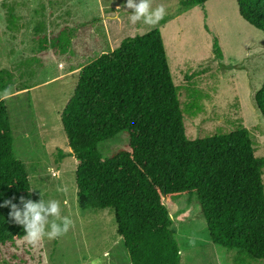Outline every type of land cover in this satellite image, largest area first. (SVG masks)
I'll use <instances>...</instances> for the list:
<instances>
[{
  "label": "rangeland",
  "instance_id": "obj_1",
  "mask_svg": "<svg viewBox=\"0 0 264 264\" xmlns=\"http://www.w3.org/2000/svg\"><path fill=\"white\" fill-rule=\"evenodd\" d=\"M124 4L0 0V100L8 109L13 154L24 163L31 188H38L32 190L34 201L40 190L45 200L58 199L72 222L66 233L36 245L24 237L0 244V264H130L115 213L79 206L77 160L60 117L82 66L127 37L160 29L189 139L244 126L255 156L264 157V119L255 104L264 83V35L240 16L236 0H209L191 8L181 0H151L153 8L165 9L156 26L133 24L132 10ZM214 36L222 59L213 52ZM128 144V134L120 132L98 149L107 159L119 149L129 150ZM262 180L264 184V173ZM165 205L183 264H236V250L211 242L195 194L166 198ZM247 264H264V259Z\"/></svg>",
  "mask_w": 264,
  "mask_h": 264
},
{
  "label": "trees",
  "instance_id": "obj_2",
  "mask_svg": "<svg viewBox=\"0 0 264 264\" xmlns=\"http://www.w3.org/2000/svg\"><path fill=\"white\" fill-rule=\"evenodd\" d=\"M208 1L181 4L204 7ZM236 2L240 16L264 35V0ZM212 47L222 59L217 36ZM177 91L158 28L127 37L82 66L60 115L77 160L79 206L115 213L130 264H183L165 199L195 194L212 243L236 250V264L264 259V157L255 156L244 126L189 139ZM255 104L264 119V83ZM120 132L128 134L129 150L104 159L99 143ZM12 143L8 109L0 100V202L14 198L22 207L20 197L34 199ZM10 210L0 208L2 245L24 237Z\"/></svg>",
  "mask_w": 264,
  "mask_h": 264
},
{
  "label": "clouds",
  "instance_id": "obj_3",
  "mask_svg": "<svg viewBox=\"0 0 264 264\" xmlns=\"http://www.w3.org/2000/svg\"><path fill=\"white\" fill-rule=\"evenodd\" d=\"M123 7L132 10L130 20L133 24L143 22L146 25L156 26L165 16V9L163 7L153 8L151 0H125ZM33 189L38 188L28 189L29 193ZM56 191L61 192L63 189L57 187ZM13 199H4L0 202V208L10 207L9 218L22 226L24 239L29 244L36 245L45 238L55 239L69 230L72 222L62 214L61 201L58 199L45 200L41 190L38 201L20 197L22 207L14 203ZM50 218H53L51 222Z\"/></svg>",
  "mask_w": 264,
  "mask_h": 264
}]
</instances>
